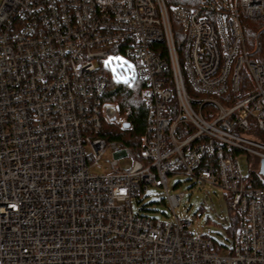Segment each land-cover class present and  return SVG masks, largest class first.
<instances>
[{"label":"built area","instance_id":"2783aa9c","mask_svg":"<svg viewBox=\"0 0 264 264\" xmlns=\"http://www.w3.org/2000/svg\"><path fill=\"white\" fill-rule=\"evenodd\" d=\"M0 1V264H264V51L243 30L264 0ZM113 80L143 83L139 146L101 136L135 128ZM171 175L224 191L242 218L226 253L175 213ZM154 186L168 222L133 210Z\"/></svg>","mask_w":264,"mask_h":264},{"label":"rangeland","instance_id":"374dc122","mask_svg":"<svg viewBox=\"0 0 264 264\" xmlns=\"http://www.w3.org/2000/svg\"><path fill=\"white\" fill-rule=\"evenodd\" d=\"M106 66L117 79L127 78L130 74L129 65L122 62L109 61ZM258 136L264 140V131H259ZM111 156L109 151L105 153L97 166L91 169V173L98 175L105 172L107 161L111 159ZM239 158L243 172L249 173L245 164V160L248 159L247 155H240ZM168 190L171 194L182 196L180 205L175 208V213L181 218L192 219L190 230L196 236L201 234L210 236L222 246V253H226L227 248L234 246L233 222L236 215L230 209L229 201L220 187L202 185L201 182L195 181L187 175H171L168 181ZM166 198V191L162 187H150L141 201L134 200L132 202L133 210L136 213H144L151 218L168 222L173 219V210Z\"/></svg>","mask_w":264,"mask_h":264},{"label":"trees","instance_id":"16d2710c","mask_svg":"<svg viewBox=\"0 0 264 264\" xmlns=\"http://www.w3.org/2000/svg\"><path fill=\"white\" fill-rule=\"evenodd\" d=\"M168 7H173L177 4H183L186 6L194 5L196 4L197 0H165ZM243 30L245 32V42L246 46L251 50V52H254L256 42H258V45H260V48L262 51H264V30L260 32V29L264 26V20L262 19H252V18H243ZM176 27L178 26L177 22L175 21ZM260 32V35L258 36V33ZM259 52V51H258ZM257 52L253 53V56L257 58ZM143 83L141 81L136 80L134 84L128 85L126 83H119L116 81H111L110 83V90L112 89L115 98L113 100L119 101L120 106L122 107L123 111L130 110L132 112V118L135 122V128L134 130H122L121 127L116 125H108L105 126V132L101 134V136L105 137L106 140H115L117 142H120L121 144H128L133 145V142L137 146H139L140 138L145 131L146 126V120H145V114H146V106H144L143 103V93H142ZM260 132H263L260 130ZM129 139H133L129 140ZM257 139L264 143V140H262L257 133ZM257 176V175H256ZM259 185H262V183H259ZM234 213V212H233ZM236 215V218L233 222V231L235 238L237 237L240 224L242 222V218L240 215L234 213Z\"/></svg>","mask_w":264,"mask_h":264},{"label":"water","instance_id":"95a60500","mask_svg":"<svg viewBox=\"0 0 264 264\" xmlns=\"http://www.w3.org/2000/svg\"><path fill=\"white\" fill-rule=\"evenodd\" d=\"M260 172L264 176V159L261 161Z\"/></svg>","mask_w":264,"mask_h":264}]
</instances>
